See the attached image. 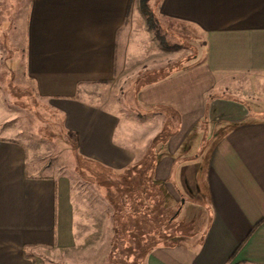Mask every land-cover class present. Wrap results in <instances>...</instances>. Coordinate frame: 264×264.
Masks as SVG:
<instances>
[{
  "label": "crops",
  "instance_id": "crops-1",
  "mask_svg": "<svg viewBox=\"0 0 264 264\" xmlns=\"http://www.w3.org/2000/svg\"><path fill=\"white\" fill-rule=\"evenodd\" d=\"M9 1L0 0V17ZM19 4L14 28L0 22V75L14 47L32 97L74 139L76 162L143 177L167 206L181 202L180 219L194 226L191 236L155 243L143 264H264V117L221 99L234 78L264 75V0H149L161 18L195 28L203 46L191 64L138 90L143 118L97 95L125 76L132 52L134 63L149 59L141 0ZM21 110L0 87V264H87L108 255L124 232L126 201L95 204L71 174L43 163Z\"/></svg>",
  "mask_w": 264,
  "mask_h": 264
},
{
  "label": "rangeland",
  "instance_id": "rangeland-1",
  "mask_svg": "<svg viewBox=\"0 0 264 264\" xmlns=\"http://www.w3.org/2000/svg\"><path fill=\"white\" fill-rule=\"evenodd\" d=\"M19 6V0L7 3L6 10L0 17V22H6L5 27L16 26ZM157 21L166 39L167 47L161 45L146 22L152 35L150 44H147L148 51H146L149 59L134 63L132 61L135 58L134 52L131 53L125 76L115 80L111 87H103L97 93L107 108L114 107L130 117L143 118L140 115L147 108L140 103L138 90L144 84L191 64L199 54L203 46V38L195 28L161 18L158 14ZM137 32L138 30L134 34L138 35ZM153 39L155 45L152 43ZM6 49L3 74L0 75V87L6 103L22 109L24 131L26 136L38 146V154L44 158L43 163L54 169V172L71 174L82 184L83 189L95 204L107 197L114 202V206H116L117 198L118 201H126V204L121 207V212L125 216L124 232L113 239L114 248L111 251L110 247L108 255L105 253L98 255V261H94L97 259L94 256V260L87 264H143L146 251L155 243L167 245L181 237L194 234L193 224L180 219L178 210L182 205L181 202L167 206L163 191L158 187L155 191L148 190L146 179L143 177L140 179L131 174L119 177L95 166L94 163L84 160L76 162L71 154V147L75 144L74 139L60 131L61 118L48 110L34 96L32 97L31 85L24 77L21 60H18L22 56L16 53L14 47L7 46ZM11 60L12 62H9ZM224 93L223 97H226L221 99L239 103L244 107V112L250 113L248 117H264V75L236 77L230 81V86ZM211 136L208 133L209 138L206 139L205 144H209ZM149 163L147 159L146 165ZM83 169L85 172H82ZM122 187L124 189L118 195L117 188ZM137 199H140V205L137 204ZM149 200L151 203L148 204ZM132 215L135 216V222H132ZM139 215L141 221L139 219L138 222ZM120 222L121 220L119 224ZM137 225L140 226L139 229L136 228ZM106 256L108 257L105 259Z\"/></svg>",
  "mask_w": 264,
  "mask_h": 264
},
{
  "label": "trees",
  "instance_id": "trees-1",
  "mask_svg": "<svg viewBox=\"0 0 264 264\" xmlns=\"http://www.w3.org/2000/svg\"><path fill=\"white\" fill-rule=\"evenodd\" d=\"M141 9L150 30L155 34L156 38L158 39V41H160L161 45L167 47L166 39L162 34V30L157 21V14L152 10L149 4V0H141ZM60 131L64 134L62 126ZM165 134H167V129L162 131L160 137Z\"/></svg>",
  "mask_w": 264,
  "mask_h": 264
}]
</instances>
